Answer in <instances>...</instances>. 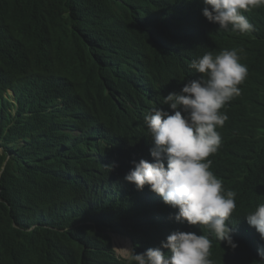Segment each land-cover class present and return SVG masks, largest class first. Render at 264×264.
I'll list each match as a JSON object with an SVG mask.
<instances>
[{
    "label": "trees",
    "instance_id": "1",
    "mask_svg": "<svg viewBox=\"0 0 264 264\" xmlns=\"http://www.w3.org/2000/svg\"><path fill=\"white\" fill-rule=\"evenodd\" d=\"M203 0H0V264H135L173 231L212 241L214 264H264L245 216L264 203V7L248 34L218 30ZM243 49L248 76L221 109L210 170L236 193L227 223L238 246L124 177L153 162L144 116L201 75L206 52ZM113 166V167H112ZM167 252V250H164Z\"/></svg>",
    "mask_w": 264,
    "mask_h": 264
},
{
    "label": "clouds",
    "instance_id": "2",
    "mask_svg": "<svg viewBox=\"0 0 264 264\" xmlns=\"http://www.w3.org/2000/svg\"><path fill=\"white\" fill-rule=\"evenodd\" d=\"M202 15L219 25L218 30L248 34L254 30L243 11L264 7V0H203ZM243 49L223 50L217 55L206 52L193 59L189 67L203 74L184 83L179 92H170L163 103L171 112L154 108L145 114L150 133L153 162L133 161L124 179L143 190L147 185L165 204L177 209L174 219L190 226H207L217 240L235 249L227 221L236 209V193L225 192L223 181L210 170L222 143L217 128L228 120L221 109L241 94L248 68L240 62ZM113 167V166H112ZM264 241V203L245 216ZM212 241L195 232L173 231L160 246L137 253L127 246L123 256L135 264H214L210 259ZM164 250H167L165 252ZM264 258V244L258 245Z\"/></svg>",
    "mask_w": 264,
    "mask_h": 264
},
{
    "label": "rangeland",
    "instance_id": "3",
    "mask_svg": "<svg viewBox=\"0 0 264 264\" xmlns=\"http://www.w3.org/2000/svg\"><path fill=\"white\" fill-rule=\"evenodd\" d=\"M111 239L116 254L119 257L125 258L122 253L127 246H132L130 240L127 238L120 237L119 235L116 234H111Z\"/></svg>",
    "mask_w": 264,
    "mask_h": 264
}]
</instances>
